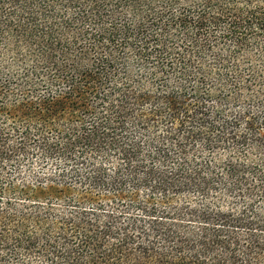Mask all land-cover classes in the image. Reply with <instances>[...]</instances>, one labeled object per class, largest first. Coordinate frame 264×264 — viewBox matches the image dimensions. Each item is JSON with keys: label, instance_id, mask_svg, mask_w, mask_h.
Here are the masks:
<instances>
[{"label": "trees", "instance_id": "obj_1", "mask_svg": "<svg viewBox=\"0 0 264 264\" xmlns=\"http://www.w3.org/2000/svg\"><path fill=\"white\" fill-rule=\"evenodd\" d=\"M0 264H264V0H0Z\"/></svg>", "mask_w": 264, "mask_h": 264}]
</instances>
